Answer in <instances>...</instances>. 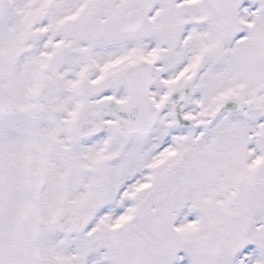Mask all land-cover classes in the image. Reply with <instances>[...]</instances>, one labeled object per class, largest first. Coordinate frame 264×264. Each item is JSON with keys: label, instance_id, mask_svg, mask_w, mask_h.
Listing matches in <instances>:
<instances>
[{"label": "snow or ice", "instance_id": "1", "mask_svg": "<svg viewBox=\"0 0 264 264\" xmlns=\"http://www.w3.org/2000/svg\"><path fill=\"white\" fill-rule=\"evenodd\" d=\"M0 264H264V0H0Z\"/></svg>", "mask_w": 264, "mask_h": 264}]
</instances>
